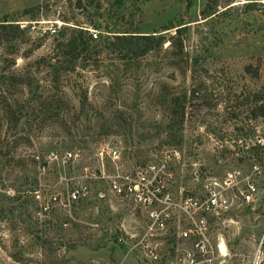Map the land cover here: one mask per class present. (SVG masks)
Wrapping results in <instances>:
<instances>
[{
    "label": "rangeland",
    "instance_id": "1",
    "mask_svg": "<svg viewBox=\"0 0 264 264\" xmlns=\"http://www.w3.org/2000/svg\"><path fill=\"white\" fill-rule=\"evenodd\" d=\"M5 21L0 89L23 119L10 128L0 112V264H143L118 245L99 197L117 148L126 169L180 156L179 187L258 166L260 201L218 230L226 264H264V0H0ZM79 28L98 68L50 74ZM160 35L163 48L142 57L139 37ZM75 186L92 194L69 204Z\"/></svg>",
    "mask_w": 264,
    "mask_h": 264
},
{
    "label": "built area",
    "instance_id": "2",
    "mask_svg": "<svg viewBox=\"0 0 264 264\" xmlns=\"http://www.w3.org/2000/svg\"><path fill=\"white\" fill-rule=\"evenodd\" d=\"M107 157L112 171L108 173L103 163L100 179L106 187L99 197L108 211L110 229L128 255L143 264H161L164 259L165 264H226L230 253L218 225L236 208L260 201L258 166L248 174L235 168L221 176L197 175L192 186L179 187L172 163L180 156L155 158L128 169L120 148ZM72 159L73 154L66 158ZM91 191L84 193L75 186L69 204L80 202ZM115 219L119 223L113 226ZM91 228L95 231L99 225Z\"/></svg>",
    "mask_w": 264,
    "mask_h": 264
},
{
    "label": "trees",
    "instance_id": "3",
    "mask_svg": "<svg viewBox=\"0 0 264 264\" xmlns=\"http://www.w3.org/2000/svg\"><path fill=\"white\" fill-rule=\"evenodd\" d=\"M45 1V0H44ZM191 0H189L190 2ZM79 6L82 5V0H78ZM42 6H36L30 8L27 13H40ZM8 21L4 23H0V30L13 29V25L8 24ZM171 28H166L164 31H168ZM182 29H177V33H180ZM88 31L82 28L74 31L72 36L69 38L66 44H59L56 51H54L53 55L49 57V61L47 62V68L49 69V73L52 71L59 76L63 74L62 65L64 63L75 65L76 63L82 64L84 68H98L93 64L96 60V53L93 51V47L91 45L92 37L88 36ZM117 40H121L119 36H115ZM141 40H143L144 44L142 45L141 56L146 57L150 53H153L155 49H161L168 41L167 36H140ZM174 39V38H170ZM174 44V43H172ZM175 45V44H174ZM176 49H182V46H174ZM95 54V56H93ZM59 64V65H57ZM68 69V68H67ZM67 69H65L67 71ZM64 70V71H65ZM70 71V70H69ZM74 71V70H72ZM58 77L57 80L58 81ZM195 79V76H194ZM198 84L195 85L193 89V94L198 93L200 90L198 88ZM5 91V90H4ZM0 95L3 99V104L0 107V112L5 117L6 123L8 127L17 129L22 121L23 117H18L16 115L17 110L14 108V100H10L9 98L4 97L3 90L0 89ZM15 143L16 139L13 140Z\"/></svg>",
    "mask_w": 264,
    "mask_h": 264
}]
</instances>
